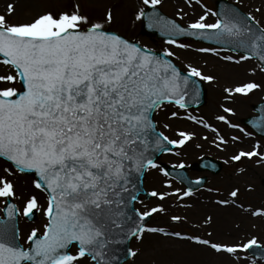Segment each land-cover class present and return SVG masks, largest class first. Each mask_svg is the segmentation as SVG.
<instances>
[{"label":"snow or ice","instance_id":"snow-or-ice-1","mask_svg":"<svg viewBox=\"0 0 264 264\" xmlns=\"http://www.w3.org/2000/svg\"><path fill=\"white\" fill-rule=\"evenodd\" d=\"M161 3L142 0L153 11L146 13L141 7L135 19L147 17L172 37L168 44L181 49L192 45L180 43L176 37L190 36L227 43L233 52L244 50L237 58L220 56L222 49L215 47L194 49L237 65L255 58L258 65L247 71L264 73V26L251 12L241 15L234 6L219 13L205 8L185 27L161 16L156 11ZM185 3L191 7L193 0ZM195 3L201 4V0ZM80 8L79 3L58 11L45 8L19 22L0 14V159L8 165L0 168V199L5 202L8 218L21 213L30 218L34 210L46 218L42 229L31 228L24 243L11 219L8 223L0 220V264H79L86 257L93 264H123L112 254V245L132 240L142 243L146 234L187 242L218 256L225 254L235 264H256L248 255L239 254L264 250L257 235L212 239L211 231L200 233L201 227L210 226L211 216L203 219L202 225L192 224L195 231L191 233L148 223L156 214L166 216L173 225L188 223L187 216L171 209L190 208V204L180 202L193 195L192 184L202 182L200 177L195 181L181 177L189 187H173L168 178L172 173L158 162L155 153L178 154L175 149L186 147L198 132L180 127L173 130L170 123H164L163 128L172 130L176 137L170 138L157 131L154 113L165 104L185 110L183 116L173 110L168 118L191 121L213 133L211 143L223 152L232 149L228 158L232 162L256 158L257 164L264 163V143L256 140L245 145L240 136L226 138L203 115L187 112L193 102L199 104L200 87L193 78L211 83L216 81L215 75L205 74L191 63L185 65L186 72L182 71L169 59L176 56L171 49L158 54L107 30L105 25L113 21L111 9L93 20ZM13 12L15 5L9 3L7 13ZM209 14L217 17L212 23L207 22ZM176 15L183 18L187 13L180 9ZM259 88L261 84L254 80L241 81L224 87L223 99L230 101L233 94L246 96ZM219 108L225 114L234 111L224 103ZM225 114L215 115V120L251 139L252 132L233 124ZM253 121V126L264 133V107L250 123ZM202 139L208 140V136ZM173 167L183 168L184 164L181 161ZM150 170L164 177V190L143 189L144 174ZM18 174L33 176L31 185L45 194L46 206L26 188L17 192ZM141 192L158 202L144 205L143 211L135 208L136 202L143 204ZM239 194V187H232L228 198L215 203L264 217V206L245 208L238 203ZM172 197L175 199L166 206L164 202ZM13 198L21 205L12 203ZM140 251L127 247L125 262L135 260Z\"/></svg>","mask_w":264,"mask_h":264},{"label":"rangeland","instance_id":"rangeland-1","mask_svg":"<svg viewBox=\"0 0 264 264\" xmlns=\"http://www.w3.org/2000/svg\"><path fill=\"white\" fill-rule=\"evenodd\" d=\"M214 1L215 0H201V4L205 6L204 8H202L201 4L195 3V0H193V4L191 7H189L185 3V0H162V3L158 5V7L165 14L172 16L181 24L187 25L193 19L203 14L205 8L212 9L214 11ZM229 1L235 3L246 13L251 12L253 16H255L256 19L260 21L261 26H264V0ZM9 3L15 5V12L10 15L7 13V5ZM74 3H79L81 5V12L88 14L89 17L93 20L102 18L106 10L111 9L113 14V21L111 24L105 25L106 29L113 30L130 40L138 42L142 46H146L150 50L163 52L165 48L171 49L176 53V56L170 58L183 71H187L185 65L191 63L195 66L201 67L205 74L215 75L217 77L215 82L210 83L207 81H201L205 90L204 104L199 108L187 109V112L197 116L203 115L204 118L212 123L215 127H217L220 132L222 128L225 127L228 131V136H226V138L230 139L232 135L240 136L244 140L245 145L252 144L256 140H260L261 143H264V138L262 137L253 134L251 139H249L245 137L244 134L238 129L229 128L223 122H217L215 120V115L225 114L222 112V109L219 108V105L221 103H224L227 107H231L234 110L233 113L225 114L227 115L228 120L233 124H239L240 127L244 128L246 131L252 132L249 128L242 124V118L253 114L251 106L264 98V73L257 71L254 74H251L247 71L251 67H256L258 65L257 62L253 59H249L237 65L232 62L223 61L222 59L211 53H198L194 51V49L199 47L212 46L184 40L179 42L190 44L192 45V47L181 49L176 47L175 45L168 44L166 41H163L161 39L144 35L140 29V20L135 19L136 11L141 7H145L142 4V0H0V14H5L9 21L19 22L30 19L34 14L42 11L45 8H50L52 11H58L70 8V6ZM257 8H259L260 11L257 12ZM180 9H183V12L187 13V15L183 16V18L176 15L177 11H179ZM206 19L208 23H212L216 18L215 16L209 14ZM224 55H233L238 58L240 54L221 50L220 56ZM2 70V67H0V71ZM247 80H254L255 82L261 84V88L253 90L246 96L241 94H233V97L230 101H224V87L235 86L236 83ZM238 106H243V109L239 110ZM173 110L179 111L181 116L185 114V110L178 109L175 105L165 104L162 109H158L156 113H154V119L156 121L157 129L159 131H164L166 135L170 136V138H176L172 130L163 128L164 123H170L173 130L176 127H180L184 129L195 130L198 132V135L186 147L175 149V152L178 154L163 153L159 157L158 162H160L161 164H169L173 166L179 164L182 161L183 164L187 166L188 174L192 178H196L201 175L196 170L192 169L191 166L202 156L213 157L221 161V163L223 164L220 173L215 175L207 174V182L205 183L203 188L193 191V195L191 197L184 198V200L180 202L182 204H190V208L176 207L171 209V211L175 214L187 216L188 223L173 225L170 223V221H168V218L166 216H162L160 214L154 215L150 219V221H148V223L151 225L173 227L191 233L195 231V229H193L191 225H202L203 219L208 216L207 210L203 212L196 211V207L198 205L202 203L204 204V202L215 204V201L217 199H220V196L223 194V192L225 190H231L232 187H241L245 189L244 185L251 183H258L259 185L264 186V171L257 168L256 158H244L239 162H232L231 160H229L228 158L231 155L232 149H230L228 152L218 150L211 143V141L214 139V134L191 121L170 120L168 117L170 112ZM205 135L208 136V140L202 139V137ZM197 144L201 145V147L197 148ZM225 161L228 162L225 163ZM4 166H8L6 161L0 159V168ZM241 168L244 169V171L237 172V169ZM235 174L239 177L238 180L236 179V181H234L233 179V176ZM168 178L173 181V187L184 188L182 184L175 181L173 178ZM32 179L33 176L31 175L18 174L17 192L19 193L22 188H26L29 192H33L38 196L40 204L42 206H46L45 194L32 187ZM163 179L164 177L161 176L156 170H150L144 176V188L146 189V191H150L153 187L159 190H164L161 184V181ZM152 181H154V185L151 184ZM209 188L219 189V192H209L207 191V189ZM257 189L258 188H256V192H258ZM167 190L171 191V189ZM252 194L254 193H251L248 196V194H244L240 191V194L237 198L238 203H248L257 199H254V196ZM174 199L175 198L172 197L169 201H165L164 203L167 206L170 201ZM140 200L143 201V204L138 201L135 203V208H138L141 211L144 210V205L151 206L158 202L154 198H150L149 200H147L144 196H141ZM12 201L18 206L21 205V202L16 200L15 198H13ZM4 204L5 202L0 199V215L2 206ZM34 211L36 214L32 221H27L22 213L19 214L18 228L22 243L26 241L27 233L31 230L32 227H39L42 229V225L46 222V218L43 216L41 211ZM243 215V218L248 219L247 222L244 221L246 223V226L241 223L239 225H234L221 237L215 235L214 230L216 228V225L212 221L213 219L211 220L210 226L201 227L200 233L204 234L208 231H211L213 233L212 239L229 240L237 238L239 236L254 234L253 226L250 225L253 228V231L247 226L249 225L250 220L256 217H252L246 212H243ZM151 235L153 234H146L142 243H137L135 240H132L130 242V247L141 249L140 254L137 256H140V258H137L135 260H132L130 258L125 264H216L215 262L213 263L211 261L212 255H207L206 257L194 256L192 254V251L189 250H185V252H183L170 249L171 253H169L170 251H158L154 253L153 250H155L156 247L153 245L152 247L151 245L147 244L148 242H155L153 238H148ZM258 238L262 243H264V240L261 237ZM71 251H75V245L72 246ZM239 255H248L250 258L254 259L248 253H240ZM221 256L224 260L223 264H235V262L227 255L221 254ZM138 259L139 261H137ZM255 261L256 264H264V261ZM79 264L93 263L88 257H86L81 259L79 261ZM245 264H247V262H245Z\"/></svg>","mask_w":264,"mask_h":264},{"label":"bare ground","instance_id":"bare-ground-1","mask_svg":"<svg viewBox=\"0 0 264 264\" xmlns=\"http://www.w3.org/2000/svg\"><path fill=\"white\" fill-rule=\"evenodd\" d=\"M239 110L243 109V106H238ZM222 135L228 136V131L227 129L224 127L222 128L221 132ZM255 159V158H253ZM257 168L258 169H262L264 171V163L261 164H257ZM242 169V168H241ZM244 170V169H243ZM238 172V171H237ZM235 173V172H234ZM238 176L235 174L233 176L234 181H236V179L238 180ZM249 185H251V190H249ZM244 188L239 187L240 191L243 192L244 194H248V196L251 193L254 196L253 201H250L248 203L244 202L242 203L245 208H247L249 205H251L253 208L255 207H261L264 206V186L263 185H259L258 183H251V184H245ZM256 188L258 192H256ZM230 191V190H229ZM227 190H225L223 192V194L220 196V198H228L227 197ZM258 193V194H255ZM207 210V215L212 217V221L215 223L216 228L214 230L215 235L216 236H223L227 231H229L231 229V227H233L234 225H239L240 223L246 226V223L248 221V219L243 218V211H241L239 208L236 207H232V206H222L219 205L217 203L212 204L209 202H204V204H200L196 207V211L197 212H203ZM245 221V222H244ZM255 226L254 228V234L257 235V237H261L264 240V217H256L252 220H250L249 225L247 226L249 229H251L253 231V228L251 226ZM150 238H153L155 242H148V245H153L155 246V250H153V252H167L170 251V249L173 250H179V251H183L185 252V250H189L192 251V254L194 256H204L206 257L207 255H212L211 261L216 264H223L224 260L222 258L221 255H216L208 250H203L201 248H199L198 246L195 245H188L187 242H183V241H173V240H169L163 236L160 235H151ZM179 245V246H176ZM152 246V247H153ZM192 249V250H190ZM187 252V251H186ZM171 253V251L169 252ZM190 253V252H189ZM140 258L136 257L135 259ZM139 261V259L137 260ZM230 262V261H229Z\"/></svg>","mask_w":264,"mask_h":264},{"label":"water","instance_id":"water-1","mask_svg":"<svg viewBox=\"0 0 264 264\" xmlns=\"http://www.w3.org/2000/svg\"><path fill=\"white\" fill-rule=\"evenodd\" d=\"M216 5H217V13H219L222 9H224L226 7L233 6V5H230L229 3H227L224 0H218L216 2ZM152 11H153V9H152L151 6L147 7V9L145 10L146 13H150ZM156 11L161 16H164L166 19L173 20L172 18H169V17L165 16L163 13H161L158 8H156ZM240 13H241V15H245L241 11H240ZM142 30H143L144 33H146L148 35H154L156 37H159V38H162V39H165V40H168V39L172 38L159 25L152 24L147 19V17H143L142 18ZM180 38H191V39L199 40V41H202V42H206V43H209V44H214V45H217V46H221L223 48L230 49V45L227 44V43H218L216 41L200 40V39L193 38V37H190V36L176 37V39H180ZM240 52L243 53L244 50H241ZM155 53H158V52H155ZM158 54H162V53H158ZM193 79H196V78H193ZM197 81H198L199 87H200V94H199V98H198L199 99V104H196L195 102H193L190 106H198V105L202 104L203 101H204V91L202 89V85H201L199 80H197ZM262 107H264V102L261 103L258 107H256V109L259 111V109L262 108ZM252 118H249L248 120H246L245 123L249 124L255 131H258L259 133H261L258 128L253 126L254 123H255L254 121L250 123V121H252ZM261 134H264V133H261ZM159 155H160V153H155L156 157H158ZM210 165H215V167H211ZM199 168L200 169H209L210 171L215 173V172H217L220 169V165L216 161H214L213 159L204 158V159H202L201 165L199 166ZM184 170H185L184 168H181L180 170H173V169L169 168V172L170 173L175 174L178 177V179H180L181 181H184L186 183L187 187H189V185L186 182V180L181 179V177H185V178H187V180H189V178L185 175ZM202 182H203V180H202ZM202 182H201V184H202ZM196 186H197L196 184H192L191 185V187H193V188L196 187ZM4 215H5V217L4 218H0V220H3L5 223H8L9 219H11V222L16 227V216L13 217V218H8L5 212H4ZM127 247H129V243H127V242L114 244V245H112V248H111L112 254L115 255V256H118L120 258V260L122 262H124L125 261V252H126V248ZM256 250H258V249H253L251 251H256ZM254 253L257 256H259V257H263L264 256L263 254H260V253H256V252H254Z\"/></svg>","mask_w":264,"mask_h":264}]
</instances>
